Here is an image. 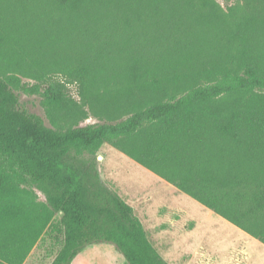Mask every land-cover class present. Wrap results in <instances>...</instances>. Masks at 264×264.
Returning <instances> with one entry per match:
<instances>
[{"label":"trees","instance_id":"16d2710c","mask_svg":"<svg viewBox=\"0 0 264 264\" xmlns=\"http://www.w3.org/2000/svg\"><path fill=\"white\" fill-rule=\"evenodd\" d=\"M8 1L20 3L0 6V59L9 66L62 62L84 100L91 87L124 84L118 95L134 86L142 97L75 114L66 83L50 79L49 126L20 107L12 77H0V264H23L54 227L62 241L50 264H72L96 242L113 244L128 264H169L102 178L105 142L264 244V14L227 31L191 23V7L208 10L214 0ZM119 31L121 41L96 48ZM91 116L100 122L83 124ZM62 118L73 124L57 126ZM35 189L44 201L30 198Z\"/></svg>","mask_w":264,"mask_h":264},{"label":"rangeland","instance_id":"374dc122","mask_svg":"<svg viewBox=\"0 0 264 264\" xmlns=\"http://www.w3.org/2000/svg\"><path fill=\"white\" fill-rule=\"evenodd\" d=\"M195 2L196 0H193V3ZM214 2L215 5L208 10L193 5L191 23L201 28L210 22L212 30L225 28L229 31L240 25L253 12L264 14L263 0H214ZM9 3L20 5L19 2L0 0V6L7 7ZM123 35L124 31L116 32L113 37L109 33H104L95 46L97 49L106 47L109 42L116 40L115 37L120 38ZM258 38L261 44H264V31H261ZM116 54L118 55L117 52ZM44 62L46 68L34 64L30 59L21 65L9 66L6 60L0 59V77L6 79L12 77V88L19 95L20 107L43 117L49 126H52L53 122L47 113L48 101L44 88L50 79L66 83L68 95L77 104L73 110L75 114H80L81 110H86L88 114H104L103 104L112 101L115 96L122 108L133 95L136 98L142 97L134 86L132 94L121 92L118 95L116 90H122L126 86L124 84L116 87L110 85L107 88L91 87L88 98L84 100L80 95L79 85L71 81L67 73L61 69L62 62L60 64L51 60ZM42 72L45 73L44 76L41 75ZM13 76L20 78V82L17 83ZM22 85L26 89H23ZM69 103L73 104L71 101ZM113 114L129 113L117 109ZM89 122L100 120L99 117L91 116L83 124ZM72 124V120L62 118L57 126L68 127ZM98 167L104 181L133 206L144 224L148 238L169 264H264L262 243L211 213L190 196L174 189L155 173L125 157L118 148L107 142L98 151ZM30 198L36 202L45 200L44 195L37 189ZM58 218L59 215H56L54 222H58ZM52 230L37 242L23 264H50L62 241L61 232L56 230V227ZM72 264L128 263L114 245L96 242L87 245Z\"/></svg>","mask_w":264,"mask_h":264},{"label":"crops","instance_id":"0c3cea01","mask_svg":"<svg viewBox=\"0 0 264 264\" xmlns=\"http://www.w3.org/2000/svg\"><path fill=\"white\" fill-rule=\"evenodd\" d=\"M120 152H121L125 157H128V158L132 159L131 157H129L128 155H126V154L123 153L122 151H120ZM100 157L103 158L104 156H103V155H100ZM132 160H134V159H132ZM134 161H135V160H134ZM140 165H141V164H140ZM142 166H143V165H142ZM150 171H151V170H150ZM153 173H154V172H153ZM156 175H157V174H156ZM157 176H159V175H157ZM159 177H160V176H159ZM160 179H162L163 181H165L168 185H170V186L173 187L174 189H176V190H178V191L184 193V194L187 195V196H190V195H188L187 193H185V192L179 190V189H178L173 183H171V182H169V181L163 179L162 177H160ZM190 197H191V196H190ZM191 198L194 199L193 197H191ZM194 201H196V202H197L199 205H201L202 207L206 208V209H207L208 211H210L211 213H213V214L219 216L220 218L224 219L226 222H228V223H230L231 225L237 227V228L240 229L242 232H244L245 234H247L249 237H251V238H253V239L259 241L260 243H262L259 239L253 237L252 235H250L249 233H247L246 231H244L243 229H241V228L238 227L237 225L233 224L232 222H230V221L227 220L226 218L222 217L221 215H219L218 213H216L213 209H211V208H209V207L203 205L201 202H199V201L196 200V199H194ZM110 244H111V243H110ZM262 244H263V243H262ZM112 245H113V244H112ZM263 245H264V244H263ZM75 258H76V257H75Z\"/></svg>","mask_w":264,"mask_h":264}]
</instances>
